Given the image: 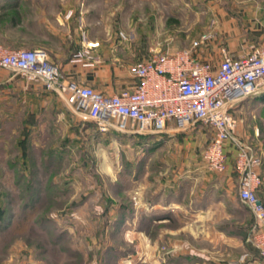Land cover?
<instances>
[{"label":"rangeland","instance_id":"1","mask_svg":"<svg viewBox=\"0 0 264 264\" xmlns=\"http://www.w3.org/2000/svg\"><path fill=\"white\" fill-rule=\"evenodd\" d=\"M48 1L52 36L40 49L67 67V79L82 84L67 65L84 36L100 43L90 69L124 65L132 75L155 51L194 47L216 23V37L196 49L204 60L218 61L223 23L245 24L253 12L245 5L264 2ZM0 73V82L7 81L0 84V264H247L259 257L254 215L239 198L237 175L201 164L213 136L205 124L173 123L174 131L157 136L103 133L75 112L68 95L41 88L38 96L20 85L11 90L6 85L25 79ZM261 93L240 101L233 113L237 133L261 157L264 177Z\"/></svg>","mask_w":264,"mask_h":264},{"label":"built area","instance_id":"2","mask_svg":"<svg viewBox=\"0 0 264 264\" xmlns=\"http://www.w3.org/2000/svg\"><path fill=\"white\" fill-rule=\"evenodd\" d=\"M215 25L192 48L151 53L132 69L135 86L115 93L67 79L42 49H12L0 43V68L20 75L28 84L39 83L46 91L68 95L75 112L103 133L151 135L166 133L173 123L181 127L205 124L213 136L202 151V160L210 171L224 174L233 167L237 173L239 197L254 215L251 237L264 264L262 160L237 133L239 122L233 113L240 101L264 91V41L239 56L223 46L215 67L196 49L216 37ZM83 41L70 62L94 67L92 49L100 43L86 36Z\"/></svg>","mask_w":264,"mask_h":264},{"label":"crops","instance_id":"3","mask_svg":"<svg viewBox=\"0 0 264 264\" xmlns=\"http://www.w3.org/2000/svg\"><path fill=\"white\" fill-rule=\"evenodd\" d=\"M245 6L247 8V11H253L251 18H249L245 24H241L242 22L235 18L230 19L229 23H223L221 30L219 31L221 34H223L221 35V39H225L223 40V45L226 46L235 56H239L248 51L253 45V43L259 44L264 41V2L254 1L247 3ZM247 13H249L250 15V12ZM51 20L52 12L49 1L46 2V0H0V43L5 44L11 48L28 47L30 49H40L41 47L46 45L45 40H51ZM93 52L98 53L99 46L95 47L93 49ZM54 55L57 56L56 53ZM56 56H54V58H56ZM220 60L221 59H219L218 61H212L215 67H218ZM67 66H70V68L73 66V71L75 72L76 77H78V79L84 82L85 85H90L106 93H115L127 88L131 89L136 84V79L133 77V75H128L126 73L124 65L116 66L113 72H110L109 70L107 71L106 66L104 65H99L96 68L90 69L82 65H74L69 61ZM65 68L67 67H63L62 70H65ZM1 70L3 69L0 68V72ZM113 73L114 75H112ZM1 76L2 75L0 73V77ZM15 76H17V74H13V76H11L8 80L12 81ZM6 82L7 81H1L0 84H5ZM19 85L20 89L29 90L36 95L40 93L37 91L42 89L45 90L39 83L28 84L20 82L12 83L6 86H12L10 88L11 90H18ZM252 97L253 96H250L247 100L251 99ZM174 130L170 129L166 133H170ZM228 148L233 149L230 144ZM234 152L235 151H232L231 154L234 155ZM201 164L204 166V168L208 169L203 160L201 161ZM233 172L234 169L233 167H231V169L226 174H231ZM236 183L238 184L237 178ZM259 195L264 201V184L259 190ZM160 197L154 203V208L156 209V211L161 210L159 208H161V204H163L162 197ZM211 200L212 197H209V199H207V202H211ZM174 203L177 204L175 201L169 200L168 205L170 204L171 206V204ZM164 209L167 210L166 212L172 210L171 207H165ZM158 214L160 213L151 211L150 213H148L149 217H157ZM197 214L200 213H197V210L194 209L193 215L196 216ZM254 226L255 221L253 227ZM247 264L263 263L259 255L258 258L256 257L250 259Z\"/></svg>","mask_w":264,"mask_h":264},{"label":"trees","instance_id":"4","mask_svg":"<svg viewBox=\"0 0 264 264\" xmlns=\"http://www.w3.org/2000/svg\"><path fill=\"white\" fill-rule=\"evenodd\" d=\"M75 53V52H74ZM74 53H72L71 55H70V57H69V60L71 59V57L73 56V54ZM163 134V133H162ZM162 134H151L150 136H157V135H162ZM149 136V135H148ZM234 173L237 175V173L235 172V170H234ZM237 177H238V175H237ZM238 180V183H239V179H237ZM259 197H260V195H259ZM240 198V197H239ZM261 198V197H260ZM261 200H262V198H261ZM27 218V215H25L24 216V218H21L20 220H18V223H20V221L23 219H26ZM151 218H153V217H151ZM257 250H258V248H257ZM259 251V250H258ZM260 254V253H259Z\"/></svg>","mask_w":264,"mask_h":264},{"label":"water","instance_id":"5","mask_svg":"<svg viewBox=\"0 0 264 264\" xmlns=\"http://www.w3.org/2000/svg\"><path fill=\"white\" fill-rule=\"evenodd\" d=\"M254 95H256V94H253V95H251V96H254Z\"/></svg>","mask_w":264,"mask_h":264}]
</instances>
